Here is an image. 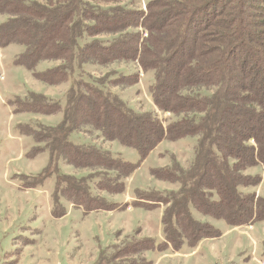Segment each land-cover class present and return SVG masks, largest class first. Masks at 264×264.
I'll return each mask as SVG.
<instances>
[{
	"label": "trees",
	"instance_id": "16d2710c",
	"mask_svg": "<svg viewBox=\"0 0 264 264\" xmlns=\"http://www.w3.org/2000/svg\"><path fill=\"white\" fill-rule=\"evenodd\" d=\"M144 1L0 0L6 16L0 43L23 46L14 63L48 85L68 83L63 105L35 92L14 99L15 113L62 114L55 126L17 125L34 142L29 156L48 154L40 173L20 179L30 188L54 177L53 217L66 213L62 200L86 212L127 206L108 196L125 191L126 180L151 151L165 139H196L188 166L172 154L170 165L150 170L155 178L178 183L176 190L133 192L134 206L162 208L161 240L124 235L99 247L92 264H152L146 251L180 252L183 245L194 249L221 235L194 211L230 227L264 220V197L255 192L261 174L246 172L257 165L264 170V28L253 13L258 6L254 0ZM214 1L234 8L214 10L207 30L203 18L197 19ZM45 60L55 64L36 71ZM129 63L132 72L112 67ZM89 65L108 70L94 75ZM139 71L153 73L149 98L170 112L169 120H160L154 109L132 108L112 90L136 85ZM74 132L93 138L74 143ZM98 138L135 149L138 161H125L96 143ZM61 162L87 173H63ZM114 234L120 238L122 232Z\"/></svg>",
	"mask_w": 264,
	"mask_h": 264
},
{
	"label": "rangeland",
	"instance_id": "374dc122",
	"mask_svg": "<svg viewBox=\"0 0 264 264\" xmlns=\"http://www.w3.org/2000/svg\"><path fill=\"white\" fill-rule=\"evenodd\" d=\"M144 2L141 0L142 6ZM196 2L201 5L205 0ZM212 3L209 10L201 13L202 16L197 19L203 18L202 28L210 27L207 25L210 22L207 18H213L214 10H224L226 13V8H229L228 12L233 10L230 8H234L230 2L226 5L215 4V1ZM253 3L258 6L253 13L257 14V19L262 21L260 26L264 28V0H254ZM223 15L222 13L220 17ZM5 18V15L0 14V22ZM202 22L206 25L202 26ZM143 36H146V33H143ZM22 51V45L0 43V264H92L99 247H107L124 235L132 233L139 237L148 236L159 242L161 240L159 216L162 208L145 209L134 206L131 204L134 200L133 192L135 189L176 190L178 183L155 178L150 174V170L170 165L172 154L182 166H188L193 158L196 139L189 136L177 140L165 139L151 151L126 180L125 191L108 196L110 201L127 206L115 210L86 212L81 207L72 206L62 200L66 213L58 218L53 217L50 194L53 190L54 177L51 176L42 185L30 188L23 186L20 179L22 175L33 176L40 173L47 164L48 154L42 152L36 156H29L28 151L34 142L30 136L22 133L17 125L32 123L36 126V123H41L55 126L62 114L15 113L14 99L24 98L29 92H35L57 100L63 105L68 83L48 85L36 79L30 70L14 63L15 57ZM54 64L55 62L49 60L40 61L35 70L43 71ZM112 67L124 68L126 72H132L135 68L131 63ZM86 69L94 75H100L108 70L97 65H89ZM152 76L151 71L145 74L139 71V82L136 85L123 89L112 87V90L119 92V96L132 108L142 111L154 109L160 120L167 121L171 117L170 112L160 111L153 106L149 98L148 85ZM165 112L169 114L164 116ZM92 138L78 132L70 135V140L74 143L87 142ZM94 141L127 162L138 161L135 149L121 145L116 140L104 141L98 138ZM59 167L61 172L76 176L87 173V170L76 169L63 162ZM246 172L261 174V182L255 187V192L264 197L262 167L253 166ZM124 199L126 200L123 201ZM193 214L198 220L208 222L219 229L221 235L202 240L194 249L183 245L180 253H172L170 250L146 251L144 255L152 264H264L262 258L264 220L249 226L230 227L223 220L203 216L195 211ZM118 230L122 232L120 238H116L114 234Z\"/></svg>",
	"mask_w": 264,
	"mask_h": 264
},
{
	"label": "built area",
	"instance_id": "2783aa9c",
	"mask_svg": "<svg viewBox=\"0 0 264 264\" xmlns=\"http://www.w3.org/2000/svg\"><path fill=\"white\" fill-rule=\"evenodd\" d=\"M1 77H2V76H1ZM2 79H3V78H2ZM168 114H169L168 112H165V113H164V116H167ZM248 226H249V225H248Z\"/></svg>",
	"mask_w": 264,
	"mask_h": 264
},
{
	"label": "crops",
	"instance_id": "0c3cea01",
	"mask_svg": "<svg viewBox=\"0 0 264 264\" xmlns=\"http://www.w3.org/2000/svg\"><path fill=\"white\" fill-rule=\"evenodd\" d=\"M125 200H126V199H124L123 201H125ZM160 214H161V212H160ZM159 218H160V216H159ZM199 244H200V243H199ZM199 244H198V245H199ZM198 245H197V246H198ZM176 253H180V252H176Z\"/></svg>",
	"mask_w": 264,
	"mask_h": 264
}]
</instances>
